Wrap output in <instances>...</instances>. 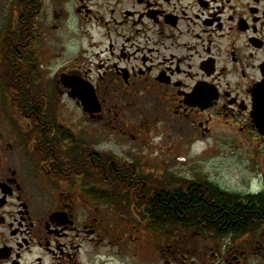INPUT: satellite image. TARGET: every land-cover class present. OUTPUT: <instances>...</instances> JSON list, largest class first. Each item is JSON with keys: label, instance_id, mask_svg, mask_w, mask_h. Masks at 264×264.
<instances>
[{"label": "flooded vegetation", "instance_id": "obj_1", "mask_svg": "<svg viewBox=\"0 0 264 264\" xmlns=\"http://www.w3.org/2000/svg\"><path fill=\"white\" fill-rule=\"evenodd\" d=\"M215 193L264 201V0H0V264H264V218H173Z\"/></svg>", "mask_w": 264, "mask_h": 264}, {"label": "rangeland", "instance_id": "obj_2", "mask_svg": "<svg viewBox=\"0 0 264 264\" xmlns=\"http://www.w3.org/2000/svg\"><path fill=\"white\" fill-rule=\"evenodd\" d=\"M214 150L215 148H210L208 144L198 145L196 156H204H199V158L195 156L198 158L199 163H195L194 161L188 163V165L195 164L196 167H179L177 164L175 166L180 171L183 169L182 171L185 173H198L201 176L212 175L222 182L223 185L233 187L234 185L244 184L246 182L245 178L248 177L246 171L247 162H239L236 153H232L229 146L223 145L220 151Z\"/></svg>", "mask_w": 264, "mask_h": 264}, {"label": "trees", "instance_id": "obj_3", "mask_svg": "<svg viewBox=\"0 0 264 264\" xmlns=\"http://www.w3.org/2000/svg\"><path fill=\"white\" fill-rule=\"evenodd\" d=\"M213 202L217 203V207L214 209ZM201 202L194 204L193 206L191 204L184 205L179 204L178 208L175 209L173 212V218H176L177 216L183 217L184 213H190L191 216L195 219H207V220H213L215 217H212L214 215H211L213 212L217 210L220 214V221L224 222L226 220L225 227H235V229H241L244 228L245 219H248L249 217L255 218V220L264 218V201H260V206H255V208L250 211V213L247 212V209L240 207L237 210H233L232 207V200L228 199L226 196H219L218 194H212L208 200V202H205L206 204H200ZM205 205V206H204ZM234 222L235 224H232ZM244 222V223H243ZM230 223L232 225H230ZM247 223V221H246ZM228 224V225H227ZM223 226V227H224ZM218 229V227H217Z\"/></svg>", "mask_w": 264, "mask_h": 264}, {"label": "water", "instance_id": "obj_4", "mask_svg": "<svg viewBox=\"0 0 264 264\" xmlns=\"http://www.w3.org/2000/svg\"><path fill=\"white\" fill-rule=\"evenodd\" d=\"M78 90V89H77ZM84 92H86L88 95L85 97L88 101H92V95H91V92H90V90H87L86 89V87L84 86ZM82 94H80V96H81ZM84 98V99H85ZM90 104V103H89ZM85 109L87 110L89 107H88V105L87 104H85Z\"/></svg>", "mask_w": 264, "mask_h": 264}]
</instances>
